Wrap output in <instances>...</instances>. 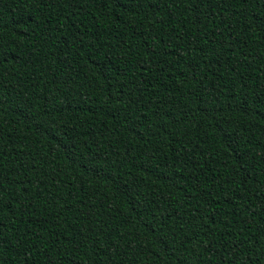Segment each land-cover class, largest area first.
<instances>
[{
	"label": "trees",
	"instance_id": "trees-1",
	"mask_svg": "<svg viewBox=\"0 0 264 264\" xmlns=\"http://www.w3.org/2000/svg\"><path fill=\"white\" fill-rule=\"evenodd\" d=\"M0 264H264V0H0Z\"/></svg>",
	"mask_w": 264,
	"mask_h": 264
}]
</instances>
